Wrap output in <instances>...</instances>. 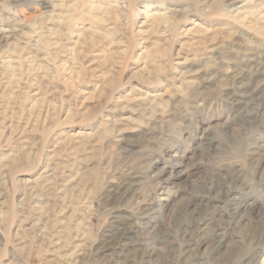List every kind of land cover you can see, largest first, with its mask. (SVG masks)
Wrapping results in <instances>:
<instances>
[{
	"label": "rangeland",
	"instance_id": "1",
	"mask_svg": "<svg viewBox=\"0 0 264 264\" xmlns=\"http://www.w3.org/2000/svg\"><path fill=\"white\" fill-rule=\"evenodd\" d=\"M154 12L165 22L140 27ZM239 71L264 88V0H0V264H136L152 248L150 264H264V120L230 99ZM48 164L77 179L67 203L44 188ZM234 170L237 200L256 203L226 226L214 207ZM161 172L162 207L103 203L122 178L149 199ZM213 211L184 256L178 237ZM129 216L148 225L105 247Z\"/></svg>",
	"mask_w": 264,
	"mask_h": 264
},
{
	"label": "bare ground",
	"instance_id": "2",
	"mask_svg": "<svg viewBox=\"0 0 264 264\" xmlns=\"http://www.w3.org/2000/svg\"><path fill=\"white\" fill-rule=\"evenodd\" d=\"M241 6H239L237 8L239 9ZM237 8H236L237 14L244 13L245 10L238 11ZM164 14H161V13H158V12H154V13L148 15V17L150 19L147 17V21L141 23V26L140 27H143V26L145 27V24L150 25V24H152L153 22H156V21L159 22L161 20H163V21L166 20L167 16H165ZM145 19H146V17H145ZM149 20H152V23L148 24V22H150ZM189 31H191V29ZM194 31H193V34H194ZM195 33H197L198 35H200L203 32L196 31ZM6 36L3 35V37H5V38H6ZM146 48L147 47H143L142 48V52H145L146 51ZM176 64L177 65H181V64H183V61L182 62L178 61V62H176ZM243 77H244V75H243L242 71H239V73H237L236 76H234V80L235 81L233 83H235L236 87H234L232 90H230L228 92V95L230 96V99L233 102L239 103L240 105H242V108H243V110L245 112V116H248V115L253 114V116H255L257 118H263L262 120H264V106H263V104L262 105L259 104L258 106H255L253 108H251V106H250L253 103V101H255V99H257V100L259 99V95L264 92V88L256 87L255 86L256 87V90L255 91L254 90L253 91H250V86L248 87V83L246 82L248 79H243ZM253 81L254 82H257L258 79H253L252 81H249V83H251ZM255 84L253 83V85H255ZM252 89H253V86H252ZM241 114L242 113H239V115H241ZM233 118H236V117L235 116L234 117L232 116L230 118V122H228L229 123V125H228L229 127L233 126V124L234 125L236 124L234 122H236L237 118L234 119V120H233ZM108 121H111V120L108 119ZM110 123H112V121ZM85 136H87V135L83 131L82 132L79 131L76 134L77 139L79 138L80 140H82ZM213 141H215V139L210 137L209 145H211V143ZM254 152H255V150H254ZM1 163H3V161ZM50 165L51 164H48V166H46V168L44 170V173H45V176L43 178L44 179L43 180V185L45 186L44 188H46L48 191L49 190H51V191L56 190L57 191V194L60 196V198L64 202L67 203L68 200H69V196H68L69 195V192L74 189L75 180L77 181V179H75L72 175H67L66 176L67 178L65 180L60 181V182L57 181L56 180L57 178L55 177L56 169H54V167L52 168ZM217 171H219V170H217ZM231 172H233V171H231ZM163 174H164L163 172H161V174H159V175L156 174L157 177L153 180V185L155 186V188H154L153 192L148 195L149 196V199H146V198H143V197L140 198L139 192H137V190H138L137 189L138 182L136 180L131 179V178H129V179H123L122 178L121 181L118 184L117 183L116 184H111L109 186L110 188H108L109 190L106 193L105 198H103L104 199V202L103 203L110 205V203H112V202H114L116 200V201H119L120 204H121V202H124V201L128 202L129 200L132 199V200H134L133 203H135V206H136L135 209L140 214L146 215V213L148 212V210H151V209L156 208V205L158 207L159 206L162 207L163 206V202L162 201L163 200H166V199H169V192H167L168 185H165V182H164V180H165L164 178L165 177L163 178ZM220 175H221V177L222 176L225 177V178L222 177V180L220 182V184H222V186H224V188H222L221 191L218 192V194L216 193L217 194V197H218V200L221 203H219L218 205H216L214 208L215 209L224 208V210L227 209V210H225L227 212L222 211L223 213H221L220 215L223 216V214L227 213V216H228V218H230V220L229 221H226L225 223L224 222L223 223L220 222V223L221 224H224L226 226H231V224L233 222H236V224H237V221L239 222L245 216L244 214L247 212L249 206L251 204H253V203H256V202L252 199L251 203H249V204L246 205V203H245L246 200H249L250 199L249 198V195H247V197H245V198H243L241 200H237L236 190L237 191L239 189H240V191H246V190H248V183H243L242 184L240 182V179H239L240 171L239 170L235 171L234 173H230V174H228V172H227V175H224V174H220ZM43 185H42V187H43ZM30 190L33 191L34 190V187H31ZM262 200L263 201H262L261 204L264 207V197L262 198ZM35 203H37V202H35ZM2 211L3 210L1 209L0 210V217L3 216V212ZM38 213H39V211H38ZM217 214H218L217 211L216 212L213 211L212 213L207 214L206 217L204 216L203 219H201L200 217H198V218L201 219V221H198V222L196 221L193 226H187V227H185V230L182 232V234L180 233L181 236L178 237V238H179V240L181 242L180 245H181L182 253H183L184 256L187 253V251L189 250L187 248V245L188 244H190L191 242H194V243H197V244L201 245L204 242L203 241V238L204 239L206 238L205 233H206L208 227L214 221L215 215H217ZM42 215H43V213L40 212L39 217L36 218L37 221L35 223V225L38 227L37 229L41 231L40 232L41 234H42V232L43 233L45 232V229H44L45 226L41 222ZM126 220H128L127 222L129 224V228H124V227L123 228H119V233H117L116 235H110V238H108L107 243L105 244V247H107V248L111 247L113 249L122 248L123 246L126 245L124 243V239H125V236L127 235V232H128V231L127 232L122 231L123 229L124 230H130V229H136V230H138L140 227H143V229H145L146 225H148V222H144V221L142 222L141 220L139 222L138 221L135 222V221H133V218L130 217V216L129 217H126ZM219 226H220V224H219ZM215 229H216L215 232L216 231L218 232L217 227ZM261 234L262 235L259 237L260 239L257 242V245L259 246V248L264 245V228L261 231ZM52 241H54V240H52ZM53 243L56 246V248H58L57 250H60L61 248L64 247V246H62V241L61 240H58V241L53 242ZM252 244H253V242H252ZM152 249H153L152 251L149 250V249H147V251L145 253H143L141 259L138 260V261H136V264H150L151 261H152V257L155 255L154 248H152ZM251 249H253V248H251ZM108 251L109 250H106L105 251L107 255L110 254ZM260 251L261 250L259 249L258 252H260ZM253 261H254V255H253L252 258L249 257V263H247V264H252ZM245 263L246 262H244V264Z\"/></svg>",
	"mask_w": 264,
	"mask_h": 264
}]
</instances>
